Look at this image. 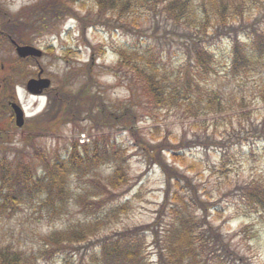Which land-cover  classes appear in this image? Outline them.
<instances>
[{"label":"trees","instance_id":"1","mask_svg":"<svg viewBox=\"0 0 264 264\" xmlns=\"http://www.w3.org/2000/svg\"><path fill=\"white\" fill-rule=\"evenodd\" d=\"M255 2L257 3L256 0ZM255 2L91 0L88 6L86 0H40L21 13L18 18L24 16L26 21L18 23L23 29H32L29 31L32 32L48 18L69 15L78 21L81 30L100 25L107 32L120 31L129 37L128 42H123L113 50L116 64L111 70L118 79L126 82L133 100L141 98L138 107L141 114L146 115L143 119L155 123L160 119L158 115L194 118L227 110L222 106L220 97L209 87L207 80L215 72L216 40L228 39L231 46L230 71L234 76L242 78V75L256 69L258 65L264 66V30L256 29V15L251 17L253 8H256ZM77 10L83 14L80 15ZM161 22L164 23L163 32L160 31ZM242 34H245L244 39L248 44H241ZM174 44L180 51L181 59L176 73L172 72L174 68L169 64L172 72L169 73L167 59ZM101 50L103 54L107 47L104 46ZM90 64L91 62L88 63L89 70ZM184 67H189L191 71L180 73L179 70H184ZM87 85L81 86L76 93L68 94L65 100H70L69 106L63 102L58 103V116L69 114L70 119L75 121L82 110L89 113L92 106L101 103L98 96H88L89 93H85ZM258 96L259 101L264 102V86L259 88ZM99 106L103 120L98 115L96 129L113 126L118 121L127 123L126 120L133 119L131 103L127 105L129 107L123 108L121 116L114 123L108 117V112L107 115L104 112L102 104ZM90 117L95 118L92 115ZM235 117L238 119L239 130L232 135L226 131L217 134L216 121H211L210 124L192 123L191 127L203 129L201 135L197 134L190 140L175 139L166 147L158 141L142 146L146 150L148 161L158 165L165 175L163 200L156 212V219L151 223L103 234L100 232L106 231L107 225L103 219L70 225L46 234L42 240L43 250L37 254H27L0 242V264H33L34 255L48 259L53 254H62V260L68 263L67 252L78 253L79 249L88 248L90 242H93L94 252L89 255L87 264H152L153 261L147 256L149 247L155 249L154 264H247L219 229L204 216L196 214L197 211L204 210L203 202L207 207V202L200 200L196 185L178 169L189 166L191 169L187 172L193 170L185 153L178 151L180 148L215 146L222 150L226 147V140L235 146L254 137L264 139V111L258 123L247 121L243 125L247 115ZM231 119L229 117L227 123L223 124L224 129L233 128ZM49 126L44 127L43 121L34 124L40 130L49 129ZM209 127L213 128L211 133L207 132ZM241 129L247 132L241 133ZM4 143L5 141H0V215L11 214L9 210L13 208L17 195L22 196L24 193L25 197L31 199L35 190L44 193L39 204L50 213H57L66 204L65 190L69 177L89 175L105 161L113 160L114 167L111 175L106 178L107 183L99 186L101 193L108 191L107 186L114 190L126 183V166L117 161L120 158L119 151L111 153L108 145L101 144L97 139L82 144L76 140L71 141L67 158L53 163L35 146L33 140L30 141L34 150L32 156L28 157L20 149H12V160H8V150L3 146ZM165 148L173 165H168L160 157ZM227 154L228 151L220 153L222 161ZM33 157L41 158L40 174L31 170L29 161ZM230 188L229 186L227 191ZM3 189H6L5 194L2 193ZM235 191L238 192L241 203L235 205V212L240 209L241 212L251 211L264 220V179H251L235 184ZM93 200L85 205L100 207ZM127 204L128 202L117 205L108 215L117 208L112 213V218H117L119 213L127 210ZM80 206L83 208V203L80 202ZM239 214L237 216H241ZM243 229H247V226ZM83 259L84 257L79 258V264H83Z\"/></svg>","mask_w":264,"mask_h":264},{"label":"rangeland","instance_id":"2","mask_svg":"<svg viewBox=\"0 0 264 264\" xmlns=\"http://www.w3.org/2000/svg\"><path fill=\"white\" fill-rule=\"evenodd\" d=\"M38 1L40 0H3L8 11L14 15L20 11H27ZM256 1L258 9L257 3L253 0L256 8H253L251 17L254 18L256 15L254 27L264 30V0ZM86 3L90 6L91 0H86ZM77 13L83 14L79 10ZM112 24L116 23L112 22ZM160 31H164L163 22H161ZM244 36L245 34H242L240 37L242 45L248 44ZM26 37L27 41L35 47H50L51 54L44 57L42 63L52 76L54 86L63 87L66 94H73L79 91L81 86L90 82L85 93H89L88 96L93 94L99 97L104 112L106 115L108 112L112 122L121 116L123 108L129 107L127 105L130 103L131 111H133V119L126 120L127 123L118 121L113 126H102L101 129H96V119L98 115L100 117L101 108L100 104L96 103L89 113L82 110L75 121H72L69 115H53L54 119L61 117L59 121L70 122V124L61 125L51 131L42 130L43 133L48 134L29 136L28 129L17 128L5 140L3 146L6 151L8 150V160H12V149H20L28 157L32 156L34 150L30 141L33 140L35 146L53 163L67 158L71 141L76 140L80 144V142L90 143L93 139H97L101 144L108 145L111 153L119 151L120 158L117 161L126 166V183L114 190L107 186L108 191L104 193H101L99 186L107 183L106 178L113 171V160L102 162L89 175H71L65 190L66 204L57 213H50L42 204H39V200L44 198L42 191L35 190L31 199L25 197L24 193L22 196L17 195L13 208L9 210L11 214L0 215V242L12 245L27 254H37L43 250L42 240L46 234L70 225L76 226L79 223L103 219L107 222L106 231L100 232L103 234L151 223L156 219V212L163 200L165 175L158 165L148 161L145 155L146 150L142 147L144 144L151 145L158 141L166 147L175 139L190 140L197 134L201 135L203 131L202 128H193L190 124L201 122L210 124L211 121H216L217 134H223L226 131L227 134L232 135L239 130L238 119L235 116L247 115L248 118L242 122L246 125L247 121L258 123L263 115L264 102L259 101L258 91L264 86V66L258 65L256 69L242 75V78L234 76V73L230 71L231 46L227 38L215 41V72L207 77L209 87L220 97L222 106L227 110L202 114L194 118L175 117L171 116L172 114L158 115L160 119L154 123L143 119L146 115H142L138 107L141 98L133 100L126 82L118 79L111 70V67L116 64L113 50L121 46L123 42L129 41V37L122 32H107L100 25L81 30L77 20L64 15L61 18L46 19ZM104 46L107 50L102 54L101 49ZM180 59V51L174 44L167 59L169 73L177 72L176 68L180 64ZM89 62H91V70L88 67ZM169 64L174 68L172 72ZM185 70L191 71L189 67H184V70L179 72L182 73ZM26 102L28 112L31 111L32 114L39 113L44 105L43 100L37 103L29 98ZM32 106H34L33 110ZM90 115L95 118L92 119ZM229 117H232L234 132L232 129H224L223 124L227 123L226 120ZM100 119L103 120L102 117ZM43 125L48 127L49 124L43 123ZM212 131L211 127L207 130L208 133ZM240 131L247 132L245 129L244 132L242 129ZM226 142V147L222 150L215 146L180 148L178 151L185 153L187 162L193 166V170L187 172L191 169L189 166L178 167V169L196 185L200 200L207 202V207L203 202L204 210L197 211L196 214L199 217L204 216L219 229L226 241L230 242L247 264H264V220L251 211L241 212L240 209L236 213L234 210L235 205L241 204L238 192H234L235 184H242L251 179H264V139L254 137L235 146L228 140ZM167 151L166 148L161 151L160 157L168 165H173ZM222 151H228L223 161L220 158ZM29 162L32 172L40 174L41 158L33 157ZM229 186L231 188L227 191ZM5 192L6 189H3L2 193L5 194ZM92 199L99 203L100 207L85 205ZM80 202L83 203V208ZM125 202H128V208L124 213H119L117 218H112V213L117 211L116 208L108 215L111 209L119 204L124 205ZM238 213L241 216H237ZM245 226L247 229H243ZM93 252V242H90L88 248L83 247L78 250V253L67 252L68 263L62 260V254H53L48 259L37 258L34 255L33 264H79L80 257H84L83 264H87L89 255ZM147 253L148 259L154 262L155 249L149 247Z\"/></svg>","mask_w":264,"mask_h":264},{"label":"flooded vegetation","instance_id":"3","mask_svg":"<svg viewBox=\"0 0 264 264\" xmlns=\"http://www.w3.org/2000/svg\"><path fill=\"white\" fill-rule=\"evenodd\" d=\"M21 13L23 12L20 11L16 16L19 17ZM14 16L8 11L3 0H0V141L8 139L13 130L17 129V113L24 118L23 126L18 129H28L29 136L48 134L34 127L38 121L49 124L50 131L61 125L70 124V122L59 121L60 118L54 119L53 116L58 115L59 102L69 106L70 100H65L68 94L64 92L63 87L54 86L52 76L42 63V59L51 54L50 47H35L27 41L26 36L32 29L20 27L18 21L13 18ZM21 18L24 19V16ZM21 45L39 48L42 54L40 57H20L16 48ZM41 78H48L49 86L37 85L33 87V90L37 92H30L27 86L28 81ZM66 82L68 83V80ZM29 98L37 103L43 100L44 105L39 113L28 112L26 100ZM31 109L33 110L34 106Z\"/></svg>","mask_w":264,"mask_h":264},{"label":"water","instance_id":"4","mask_svg":"<svg viewBox=\"0 0 264 264\" xmlns=\"http://www.w3.org/2000/svg\"><path fill=\"white\" fill-rule=\"evenodd\" d=\"M17 54L20 57H27V56H35V57H40L42 54V51L40 49H37L33 46L30 45H24V46H17L16 48ZM50 84V80L47 78H41L37 80H29L27 83L28 90L32 93H36L37 91L33 90L34 86H41V87H48ZM23 125V117L22 115H19L17 113L16 115V126L21 127Z\"/></svg>","mask_w":264,"mask_h":264},{"label":"bare ground","instance_id":"5","mask_svg":"<svg viewBox=\"0 0 264 264\" xmlns=\"http://www.w3.org/2000/svg\"><path fill=\"white\" fill-rule=\"evenodd\" d=\"M15 20L17 21H21V22H25L26 20L22 19V18H18L16 15L13 17ZM19 24V23H18Z\"/></svg>","mask_w":264,"mask_h":264}]
</instances>
